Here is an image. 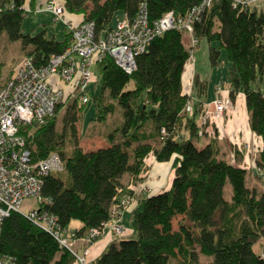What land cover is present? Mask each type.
<instances>
[{
  "label": "trees",
  "instance_id": "16d2710c",
  "mask_svg": "<svg viewBox=\"0 0 264 264\" xmlns=\"http://www.w3.org/2000/svg\"><path fill=\"white\" fill-rule=\"evenodd\" d=\"M58 1L64 14L92 20L96 35L114 26L121 16L111 22L116 11L133 18L142 8L152 23L166 12L182 17L197 7L191 22L196 43L186 46L183 31L169 28L153 35L135 54L130 73L109 55L96 62V119H104L116 107L119 110L118 123L104 144L80 146L77 121L82 104L77 107L75 97L58 103L44 123L22 128L33 160L55 151L63 161L61 172L42 176L44 199L37 207H45L60 229L77 220L79 226L71 229L76 235L100 229L112 206L132 190L130 184H123L124 175L141 177L144 160L152 155L158 162H171L169 186L134 202L130 210L134 237L110 241L86 264H264V245L260 251L254 248L264 236V189L257 192L246 184V168L224 159L215 138L195 145L207 81L194 77L190 114L184 109L190 95L182 88L185 65L199 40L208 44L211 67L218 65L223 51L229 63L228 98L234 102L237 92H242L249 130L260 139L255 166L264 169V10L246 0ZM25 3L0 0V33L19 40L26 55L44 63L50 54L64 50L69 34L65 30L64 38L56 40L43 30L23 33ZM28 5L33 12V3ZM62 106V129L57 130L55 115ZM201 130L205 133V128ZM67 136L73 145L69 151L64 150ZM226 183L229 199L223 193ZM0 253L8 254L13 264H76L53 234L15 211L2 221ZM199 255L208 261L200 262Z\"/></svg>",
  "mask_w": 264,
  "mask_h": 264
},
{
  "label": "built area",
  "instance_id": "2783aa9c",
  "mask_svg": "<svg viewBox=\"0 0 264 264\" xmlns=\"http://www.w3.org/2000/svg\"><path fill=\"white\" fill-rule=\"evenodd\" d=\"M210 1L204 0V3ZM49 3L44 5L43 10L51 12L54 20L63 21L69 34L68 45L63 51L50 54L44 63H36L32 56L25 55L12 74L0 81V229L9 212H18L53 234L59 245L74 256L76 264H86L90 245L103 230L108 229L115 235L122 233L121 211L134 198L128 193L123 194L118 203L112 206L103 226L100 229L91 228L82 235L60 229L55 217L45 207L22 212L20 203L24 198L35 197L38 202L44 199L40 193L42 176L63 170V161L55 151L40 159H32L22 128L44 123L54 114L56 105L66 99L75 97L81 104L86 103L88 86L97 79L93 67L105 55L111 56L123 70L130 73L135 67V54L144 50L153 35L166 29L182 30L188 35L190 44L194 45L196 39L192 36L191 22L197 7L182 17L166 12L152 23H149L146 12L141 8L133 18L121 15L111 29L96 35L92 20L77 23L66 20L59 1L50 0ZM58 82L65 86L58 85ZM194 99L190 95L186 101L184 109L188 114L192 112ZM228 106L227 101L219 97L203 103L198 133L202 131L204 122L213 115L224 113ZM66 232L70 233L71 240L65 236ZM76 238L82 242L78 250L71 248ZM0 264H13V259L8 254L0 253Z\"/></svg>",
  "mask_w": 264,
  "mask_h": 264
},
{
  "label": "rangeland",
  "instance_id": "374dc122",
  "mask_svg": "<svg viewBox=\"0 0 264 264\" xmlns=\"http://www.w3.org/2000/svg\"><path fill=\"white\" fill-rule=\"evenodd\" d=\"M49 1L50 0H46V2L39 9L34 7L33 12L36 10H43V7L45 4H48V5L51 4L49 3ZM29 2L33 3V1L31 0L27 1V5L25 6V14L32 13V10H31L32 8L28 7ZM247 4L253 7L257 6V9L261 8L264 10V0H248ZM49 13L52 16V20H54L53 19L54 16L52 15V13L51 12ZM120 14H121L120 11H116L112 16L111 22H113L115 18L120 16ZM63 16H64V11H63ZM27 17L28 16L26 17L24 16L23 22L27 21ZM59 21L63 22L62 20H59ZM182 36H183L184 44L186 46L187 44H190V40L187 39L186 37L187 35L185 32H183ZM263 43H264V34H263ZM24 55L26 54H25V51L22 50L21 43L19 40H10L6 37L4 32L0 33V77L1 78H5L9 76L13 72L15 67L17 66L18 62L24 57ZM206 70H209L208 66L206 67L205 71ZM93 71L98 77V73L96 72L95 67H93ZM183 83H184L185 88L186 89L188 88L187 91H189L192 85V77L189 75L188 70H186V72L184 73ZM59 84L62 86H65V84L63 85L62 83L58 82V85ZM216 84L217 86H220L222 89H226L229 85V63L223 51L220 52L218 65L213 67L211 75L207 78L206 94H205L206 104L209 103L214 98V95H215L214 87ZM97 91H98V84H97V79H96L95 83H92L88 86V89H87L88 101L82 104L79 110V117L77 121V126H78L77 137H78L79 144L83 149L90 148V147H96L98 145L106 143L105 137L107 136L108 132H111L112 130H114L119 120V110L117 107L114 109L113 113L106 114L104 119L102 120L96 119V107L93 104V95L97 93ZM217 94L218 95L216 97H219L223 101L226 100L227 104H229L228 109H227L228 111L225 110L224 113L216 114L215 116L213 115V117H210L214 119L218 118L216 121H212L211 130L215 131L214 135L217 136L216 140H218L219 138L218 145L220 149V155L224 157V159H226L227 161H231L232 157L234 159L238 158V163L246 168V173H245L246 184L250 187H254L257 192H260L264 189V169H259L258 167H256L255 162H254L258 154L257 144L259 142L256 143L257 139L254 134L245 136V134L242 135L241 132L238 133L236 131L229 130L230 133L228 135V132L226 131L227 125L230 124V126H234L232 124L233 121H232V115H231V111L234 109L233 101H231L228 97L223 98L221 95L220 89L217 90ZM104 101L113 104V101L111 99L104 98ZM67 102H70V101L68 100ZM80 104L81 103L77 101V107L80 106ZM64 109L65 107L62 106L56 112L55 128L57 130L62 129L61 118H62ZM226 111L228 112V114L226 113ZM222 116L224 117L221 119L220 117ZM199 118H198V121H199ZM239 118L241 120L240 124H243V122L246 119V114L244 113L241 114ZM207 122H204L202 124L203 129L209 125L210 120ZM148 127L149 125H147V128ZM32 128L31 130L28 131V133L32 131ZM65 133L69 135L68 127L65 129ZM236 133H238V135ZM207 139H208V136L205 133H203V131H201L200 133H198L197 137L193 138V142L195 143L197 147H200L207 141ZM64 146H65L64 147L65 151H69L70 148L73 146L68 136L65 138ZM240 150L243 152V154L240 152ZM237 153L239 154V156H237ZM155 161L156 160L152 157V155H148L144 160L145 169L141 172V175H140L141 177L131 179L129 178L130 176L125 174L124 177L122 178L123 184L126 183V185L128 184L132 185L133 187L132 191H134V187H137V191H136L137 193L135 192L136 195L133 193V198H134L132 200L133 202L130 201L129 204L126 205L121 211L120 218L122 219H121L120 224L122 225V227L126 228V232L121 234L122 238L135 236V234L132 232V227L130 223V213L128 209L131 210L132 206L134 205V202L142 198V196L145 193L150 191L149 186H148L149 183L146 184L144 183V181L147 180L148 178H155V175L159 173V179H160L161 184L164 181H166V186L161 189L167 188L170 184V180L172 176L171 162L170 161L155 162ZM156 163H164L165 165L167 163L166 165L167 167L165 170L164 169L160 170L161 173L159 171L153 172ZM223 189H224V192H223L224 197L226 199H229L230 197L229 183H226ZM132 191H130L128 195H132L131 194ZM37 205H38V201L35 197H27L21 201L20 210L25 213L32 208H37ZM123 211H125V213H123ZM74 222L78 223L77 220H71V222L69 223L70 225L69 227H72ZM69 227L66 228L67 229L66 231L71 230V228ZM105 232H109L110 234H113L108 229H106ZM69 235H70L69 232L65 233V236L70 239ZM79 239L80 238H76L74 243H72L71 245L72 249L78 250L80 248V246L82 245V242ZM95 240H97V238ZM263 245H264V236L262 235L255 242L254 248L256 251H260V248ZM198 258L200 262L208 261V258L203 255H199Z\"/></svg>",
  "mask_w": 264,
  "mask_h": 264
},
{
  "label": "crops",
  "instance_id": "0c3cea01",
  "mask_svg": "<svg viewBox=\"0 0 264 264\" xmlns=\"http://www.w3.org/2000/svg\"><path fill=\"white\" fill-rule=\"evenodd\" d=\"M27 1L28 0H26V3H25L26 5H27ZM32 1H33L34 7L38 8V9L46 2V0H32ZM120 15H122V14H120ZM24 16L25 17L28 16V17H27V21L23 22V19H22V22H21V30L23 33H28V34L32 35L38 31L43 30L46 37L53 36L56 40H62L64 38L65 28H64L63 22H61L59 20H52V16L49 12H46L44 10H36L32 13H27ZM63 17H64V19L75 22V23L81 21V16L77 15V14L65 13ZM187 39H188V37H187ZM191 57L192 58L185 65V69H184V72L182 75V88H183V91H187V89H188V88L187 89L185 88L184 83H183L184 73L186 72V70H188L189 75L192 77V85H191V88L189 89V91H187V92H189L190 93L189 95H191L195 98L194 87H193L194 77H197L200 80H206L207 81V78L211 75V72L213 69V67H211L209 64L208 44L206 43L205 40H203V39L199 40L198 45L192 51ZM207 66H208L209 70L205 71ZM9 76H7V77H9ZM7 77L0 78V81L5 80ZM219 89L221 91V95L223 98L228 97L229 87H227L226 89H222L220 87ZM217 90L218 89H217V84H216L214 87V91H215L214 98L218 95ZM201 100H202V105H203V103L206 102V95L204 97H201L200 101ZM233 107H234V109L231 111V115H232V121H233L232 124L234 126H230V124L227 125L226 131L228 132V135L230 133L229 130L230 131H236L238 133L241 132L242 135L245 134V136L246 135H253L254 133H252L248 127L247 111H246V108L244 105V98H243V94L241 91L237 92L235 99H234V102H233ZM227 111H226V113L228 114ZM243 113L246 114V119L243 122V124H240L241 120H240L239 116ZM223 117L224 116H222L220 118L222 119ZM217 119L218 118H215V119L211 118L209 125L205 127V134L208 136V139H213V138L216 139L217 138V136L214 135L215 131L211 130L212 121H216ZM214 130H215V128H214ZM238 133H236V134L238 135ZM255 137L257 139L256 143L259 142L258 144L260 145L259 137H257L256 135H255ZM217 143H219V138L217 140ZM258 144H257V146L259 148ZM240 152L243 154V152L241 150H240ZM237 156H239L238 153H237ZM237 156H235V157H237ZM155 162H157V161H155ZM230 162L242 166L241 164L238 163V158L234 159L232 157ZM166 165H167V163H166ZM166 165L164 163H156L153 172L159 171L161 173L160 170H162V169L165 170L167 167ZM164 180H165V178H164ZM144 183H146V184L149 183L148 186H149L150 191L145 193L143 196H145L146 194H150L154 191L161 190V188L166 186V181H164L161 184L160 179H159V173H157L155 175V178H148L147 180L144 181ZM136 191H137V187H134V191L131 192L132 196H133V193L136 195V193H137ZM128 211L130 213L129 209H128ZM123 213H125V211H123ZM130 216H131V214H130ZM121 219L122 218H120V223H121ZM69 226L70 225H68V227ZM77 226H79V222L78 223L74 222L72 227H69V228L73 229L74 227H77ZM105 231H106V229L103 230V233L97 238V240H95L90 245V252H89L90 255L87 256V260L95 258L105 248V246L110 241L119 239L120 237L122 238L121 235L110 234L109 232H105ZM124 232H126V228L123 227L122 233H124Z\"/></svg>",
  "mask_w": 264,
  "mask_h": 264
}]
</instances>
